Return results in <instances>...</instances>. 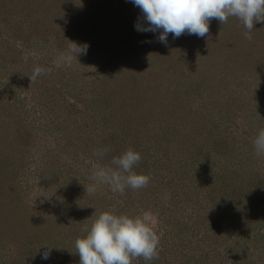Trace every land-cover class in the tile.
<instances>
[{"label":"trees","instance_id":"trees-1","mask_svg":"<svg viewBox=\"0 0 264 264\" xmlns=\"http://www.w3.org/2000/svg\"><path fill=\"white\" fill-rule=\"evenodd\" d=\"M235 28L213 19L205 37L194 35L189 39L182 34L183 40H192L183 49L172 46L171 40L154 41L153 46L160 49L159 59L144 54L141 55L143 63L162 66L164 70L165 55L173 57L181 52V57L177 56L175 63L168 62L173 71L166 72V78L159 71L154 75L153 71L147 72L148 83L142 88L135 85L132 71L122 66L113 70L115 74H106L97 92L98 95L106 89L114 92L112 111L118 128L98 146L99 150L109 148L110 151L103 159L97 158L108 166L113 157L132 148L142 157L134 171L149 175L150 182L138 191L128 188L124 195L108 190L106 197L100 192L95 195L82 192L74 197L75 189L62 204L43 207L38 214L48 209L51 217L41 227L46 228L47 240L39 247H52L50 256L42 259L45 248L30 245L25 257L30 255L32 260L36 259L34 264H79L69 261L74 256V242L85 235V226L102 211L96 208L92 214L85 213L88 222L78 223L73 207L78 201L75 199L85 197L87 203L90 199L103 200L111 196L110 209L116 214L132 216L156 209L153 213L160 222L157 233L161 236L159 258L148 262L141 258L133 264L240 262L234 255L237 249L232 243L255 240L260 229H264V214L254 222V213L264 210V156L258 157L253 146L259 130L264 129V97L258 95L256 86L254 91H250V86L243 88V84L232 77V72L221 67L228 64L242 66L251 73L256 71L259 76L256 81L264 87V50L255 42L252 53V44L247 42L243 56L238 48L239 38L231 37ZM147 42L149 40L144 39L141 44H130V47L146 48ZM204 78L208 83L217 84L233 79L236 86L230 93L221 94H207L208 88L203 87V92L192 96L191 91H201ZM151 80L159 85L152 87ZM189 84L195 86L189 87ZM103 208L104 205L100 208L104 212ZM69 210L73 214L65 224L61 219L68 218L65 216L70 214ZM257 223H260L258 227ZM225 228L229 231L220 232ZM65 234L70 235L65 237Z\"/></svg>","mask_w":264,"mask_h":264},{"label":"rangeland","instance_id":"rangeland-1","mask_svg":"<svg viewBox=\"0 0 264 264\" xmlns=\"http://www.w3.org/2000/svg\"><path fill=\"white\" fill-rule=\"evenodd\" d=\"M129 2L131 0H0V264H34L36 259L32 260L30 255L25 257V250L30 245L39 247L40 243H45L46 228L41 227L51 217L48 209L40 215L38 211L45 206L62 204L75 189L77 193L73 196L76 197L85 192L84 186L93 183L89 178L92 164H101L93 152L118 128L112 111L114 92L107 89L100 95L97 92L106 74H115L113 70L122 66L132 71L135 85L142 88L148 83L147 72L153 71L154 75L159 71L166 78V72L173 71L168 62L175 63L177 56L181 57V52L173 57L165 55L164 70L162 66L142 62L144 54L159 59L160 49L154 47L153 42L159 41L162 30H137V25L144 28L148 24L144 23L141 10L133 3L130 6ZM229 25L236 27L231 37L239 38L238 48L243 56L247 42L252 44V53L255 42L264 50V22L254 24L251 41L245 38L246 30L237 19L229 18L224 26ZM183 35L189 39L194 36ZM183 35L174 39L169 34L167 40L177 49H183L192 42L183 40ZM144 39L149 40L146 48L130 47V44H141ZM69 41L87 44V52L77 55V61L73 59L70 65L57 67L55 61L67 53ZM37 65L48 71L30 80ZM222 66L223 70L232 72V77L242 83L243 88L250 86V91H254L256 86L258 95L264 97V87L256 81L259 78L256 71L251 73L236 65ZM203 80L201 91H191L192 96L203 92V87L208 88L207 94H221L230 93L236 86L233 79L229 83L222 80L221 84ZM151 81L152 87L159 85ZM192 86L195 85L189 84ZM193 105L196 108L197 100ZM108 190V186L100 185L97 192L106 197ZM110 197L90 199L87 203L85 197L75 199L78 200L73 205L77 222H88V215L84 214H92L96 208L103 212L102 205L104 211L111 210ZM160 197L163 199L162 195ZM146 211L153 213L156 209ZM69 212L66 220L61 219L65 224L73 214L72 210ZM153 214L157 230L160 222ZM263 214L264 210L256 211L254 222ZM259 233L255 240L240 241L245 245L232 243L237 249L234 255L240 261L238 264H264V229ZM69 261L79 263L77 253L74 252Z\"/></svg>","mask_w":264,"mask_h":264},{"label":"clouds","instance_id":"clouds-1","mask_svg":"<svg viewBox=\"0 0 264 264\" xmlns=\"http://www.w3.org/2000/svg\"><path fill=\"white\" fill-rule=\"evenodd\" d=\"M143 13L148 27L139 31L156 32L162 30L158 40L167 43V37L174 38L182 34H194L205 37L209 33L210 21L216 19L225 24L229 18L237 19L246 30L244 36L252 40L254 24L264 22V0H131ZM87 44L78 45L69 41L67 53L61 54L55 61L56 66L70 65L77 55L86 54ZM48 69L35 66L30 80L45 74ZM256 155L264 156V129H260L253 140ZM109 148L95 150L93 155L103 157ZM142 157L139 152L128 148L121 155L111 159L110 165L93 163L90 179L93 181L85 192L95 195L98 186L106 185L116 194L124 195L131 188L138 191L148 186L150 176L134 171ZM170 198V196L165 197ZM157 221L151 211L140 215L115 214L114 211L101 212L83 231L85 235L74 242L75 253L79 255V264H133L138 259L152 261L159 258L161 236L155 228ZM41 253L42 259H48L52 247L46 245ZM39 247V248H40ZM38 248V249H39Z\"/></svg>","mask_w":264,"mask_h":264}]
</instances>
